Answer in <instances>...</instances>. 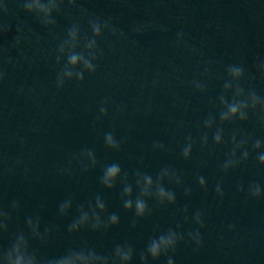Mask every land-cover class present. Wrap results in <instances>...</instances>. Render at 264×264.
<instances>
[{
  "label": "water",
  "instance_id": "95a60500",
  "mask_svg": "<svg viewBox=\"0 0 264 264\" xmlns=\"http://www.w3.org/2000/svg\"><path fill=\"white\" fill-rule=\"evenodd\" d=\"M0 5L6 7L0 8V206L9 210L13 201L20 204L0 245L6 247L18 230L27 232L26 219L38 216L41 235L48 230L44 243L30 238L39 257H58L84 243L100 254L129 244L134 249L131 264H140L139 253L150 238L172 228L184 237L169 253L173 264H264V196L248 194L251 182L264 190V165L252 148L255 140L264 144V115L249 111L246 122L219 120L229 65H242V85L264 98L259 70L264 63V0H76L75 5L64 0L60 11L52 13L54 26H44L25 11L23 0H0ZM97 17L102 36L97 38L95 74L85 72L82 82L66 81L58 88L57 73L66 63V58L56 61L58 45L77 24V51H82L84 37L92 36L89 21ZM210 115L216 120L211 130L204 127ZM216 127L224 131L219 146L213 141ZM106 132L120 142L119 151L105 146ZM205 133L207 145L201 141ZM233 133L237 141H248L249 159L224 173L221 166L233 148ZM189 135L195 142L185 160L181 150ZM155 143L163 149H154ZM86 149L94 150L95 167L77 162ZM236 159L242 160L241 150ZM113 162L128 173L133 198L137 170L154 179L163 168L174 170L181 183L165 180L164 186L175 192L176 204L149 200L150 214L136 218L123 207L120 183L113 189L100 183L103 166ZM199 176L206 190L199 186ZM217 184L222 197L216 194ZM186 188L191 189L188 195ZM97 196L107 206V214H101L104 224L111 213L119 216V224L69 233L78 207L95 206ZM69 199L72 207L62 216L59 205ZM197 211L203 227L195 222ZM195 231L200 245L188 235ZM167 259L149 257L148 264H167Z\"/></svg>",
  "mask_w": 264,
  "mask_h": 264
},
{
  "label": "clouds",
  "instance_id": "9594fccd",
  "mask_svg": "<svg viewBox=\"0 0 264 264\" xmlns=\"http://www.w3.org/2000/svg\"><path fill=\"white\" fill-rule=\"evenodd\" d=\"M64 0H23V9L29 13H33L44 26L56 24L52 19L53 12L60 11V5ZM70 5H75L76 0H68ZM0 8L6 7L0 5ZM89 25L91 28L92 36H87L83 39V50L77 51L81 46L80 28L79 25L74 24L67 30V38L63 40L57 47L56 61L59 64L62 59L66 58L61 70L57 73L56 84L58 88H63L66 81L76 80L82 82L84 80L85 72L95 74L96 65L93 61L98 59V44L97 38L102 36V26L100 19L97 17L95 20H90ZM107 21L103 22V28H108ZM114 31V30H113ZM259 70L264 74V63L259 65ZM207 72V70H205ZM227 78L223 84L224 94L219 97V103L222 110L219 113V120L221 124L232 123L237 120L246 122L249 119L248 113L252 111L264 115V98L259 96L255 89L246 91L242 85V81L246 77L245 69L242 65L232 64L227 66ZM3 74L0 73V79ZM200 91H204V85L199 82H194ZM227 93H232L231 99L226 98ZM101 115H107V109L100 108ZM215 117L209 116L204 120V127L206 129H213L215 125ZM224 131L222 127H216L213 133V141L215 145L219 146L224 143ZM186 144L181 150V155L185 160L191 158L192 148L194 144L193 137L189 135L186 137ZM204 145L208 143V135L205 133L201 137ZM233 148L227 158L222 164L221 170L227 173L231 169L238 167L242 161L249 159V152L247 150L248 141H237L236 134L233 133L231 137ZM104 143L108 149L119 151L120 142L116 139L112 132L104 134ZM162 143H155L153 148L163 149ZM252 148L258 153L256 159L260 165H264V144L260 140H255ZM237 150L242 151V160L236 159ZM77 162L82 165L90 164L95 167L97 159L95 152L92 149L82 150L78 157ZM174 182L179 185L181 183L179 175L174 170L163 168L161 169L155 179L149 173L137 170L134 173V183L138 190L133 198V184L129 182L128 173L124 172L118 162L104 165L100 177V183L104 188L113 189L117 183L122 185L121 200L123 207L126 211L132 212L136 218H144L150 214L151 208L148 201L154 199L158 205H175L176 195L175 192L165 188L164 182ZM197 182L202 189H207V184L203 176L197 177ZM243 191V187H239ZM216 194L223 196V190L220 184L216 185ZM191 189L186 188L185 194H190ZM248 194L254 198L259 199L264 196V190L261 185L256 182H251L248 187ZM72 207V200H66L59 205V212L62 216H66L69 209ZM20 204L13 201L9 210H5L0 206V237L8 232V223L11 221V213L18 211ZM187 211V208L184 209ZM107 206L100 196L95 198V206L91 202L87 205V210L83 205L78 207V219H75L68 227L69 233L79 232L84 228L90 227L93 231H99L102 228L110 226H117L120 218L116 213L108 214V223L104 224L101 214H107ZM201 212L195 213V222L203 227L201 219ZM91 221V223H90ZM27 232L18 230L11 238L9 244L5 247L0 245V264H131L134 255V249L129 244L116 245L112 252L100 254L95 248H91L84 243L77 248L66 249L65 252L54 258L39 257L37 252L32 249L30 238H35L45 242V237L48 230L45 229V234L42 236L40 232V218L37 216L35 220L32 217L26 219ZM133 227L135 221H133ZM179 227V226H178ZM189 237L195 241L197 245L202 243L199 231L189 232ZM183 235L176 230L169 228L156 237L150 238L144 251L139 253L140 264H148L149 257L153 260H159L161 256L168 257L167 264H173L170 252H175L178 244L183 240Z\"/></svg>",
  "mask_w": 264,
  "mask_h": 264
}]
</instances>
